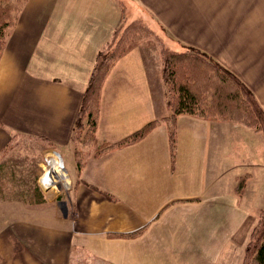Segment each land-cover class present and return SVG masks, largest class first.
I'll list each match as a JSON object with an SVG mask.
<instances>
[{
  "label": "crops",
  "instance_id": "1",
  "mask_svg": "<svg viewBox=\"0 0 264 264\" xmlns=\"http://www.w3.org/2000/svg\"><path fill=\"white\" fill-rule=\"evenodd\" d=\"M138 20L160 27L173 49H197L234 73L264 111V0H27L0 60V165L6 147L28 141L41 173L52 160V184L39 178V202L0 203L12 216L0 222V264H242L264 172L245 203L234 184L253 174L232 172L251 165L230 157L248 148L264 171L262 131L181 114L174 157L159 121L141 141L88 152L78 167L76 121L96 56ZM146 57L136 46L110 69L98 141L170 115L161 62Z\"/></svg>",
  "mask_w": 264,
  "mask_h": 264
},
{
  "label": "trees",
  "instance_id": "2",
  "mask_svg": "<svg viewBox=\"0 0 264 264\" xmlns=\"http://www.w3.org/2000/svg\"><path fill=\"white\" fill-rule=\"evenodd\" d=\"M26 2L27 0H22L20 12ZM0 4L2 5L0 7L1 58L7 40L17 24L20 12L14 15L9 12V8L13 6L10 0H0ZM139 21L119 26L110 41L96 56L76 121L74 139L82 147V151L81 149L78 151L79 168L83 163L82 153L83 157L88 152L100 155L109 150L135 144L144 139L159 121H164L167 125L171 156L174 157L176 119L181 114H193L214 121H227L264 133V111L252 91L238 76L197 49L188 48L185 51H178L164 48L161 52L162 78L167 87L166 105L170 110V115L162 120L147 123L116 143L108 144L98 141L96 131L100 115L102 86L112 66L131 49L139 46L136 42L129 43L134 39L129 37L131 30L135 32ZM5 31L6 37L3 35L6 34ZM11 147L13 145L6 147L5 152H8ZM3 168L6 166L0 165V193L3 191V177L1 182ZM13 172L15 171L12 167L6 170V173L11 175ZM4 183L6 186L14 184L12 181H4ZM239 183L238 189L241 190L245 182L242 179ZM33 192H35L34 198L39 202L42 193L38 183L33 188ZM242 264H264V203L258 211V220L251 231Z\"/></svg>",
  "mask_w": 264,
  "mask_h": 264
},
{
  "label": "rangeland",
  "instance_id": "3",
  "mask_svg": "<svg viewBox=\"0 0 264 264\" xmlns=\"http://www.w3.org/2000/svg\"><path fill=\"white\" fill-rule=\"evenodd\" d=\"M10 3L13 4V6L9 8V12L10 13L12 12L13 15L18 14L20 12L22 0H10ZM1 6L2 5L0 4V7ZM6 31H8V29H6ZM132 32H133V29L131 30V35H129V37L134 38V39H132L131 42L129 41V43L136 42L139 46H141L149 62H154V60L156 63H158L159 60L161 62L162 49L165 48L169 50L170 49L174 50L173 48H176L177 46V45H174L169 40V38L166 37V35L162 32L160 27L154 24H150V23L147 24V23H144V21H139V24H137L135 27V32L133 33ZM3 35L4 37H6L7 33ZM135 38H138V39H135ZM253 142H254V139H250L248 143L249 145H251L253 144ZM15 143H12V144H15ZM29 145H32V144H29L28 141H25V140L22 142L18 141V144L9 148L7 155H5V158L10 157V159L6 161L4 160L5 162L2 164L6 166V168H3L4 171L2 169L3 175H1V182H2V177L4 178L3 183L4 181H9L11 178V181L14 184L12 186H6L4 183V186H5L4 188L3 183H2L3 191H1L2 193H0V203L13 202V201H24L25 203H27V201L28 202H32V201L38 202V200L34 198L35 192H33V188H35V185L37 183L39 185L38 180L42 176L43 171L41 173V169L38 168L37 166L38 158H36V156L34 155L33 148L30 147ZM83 155H81L82 158H83ZM230 158L235 160V165H238L241 163L242 164L249 163V165H251V166H246V168L241 167V169H238L237 167H235L232 172V175L245 176V179H246V177H248L246 173L253 174V179H248L250 181L247 180L246 185L243 187V189L246 190L244 202L252 203L261 185L262 173L264 171L262 168L252 165L254 161H253L252 154L248 148L235 152L234 155ZM7 163L11 164V167L14 169L15 173L16 172L18 173L17 179L15 176L11 177L12 175L10 173H6V170L8 169ZM9 170L11 171L10 168ZM239 184L240 183H238L237 181V183H235L234 186L237 187L239 186ZM242 196H243V192H242ZM256 215L258 217V214ZM10 217L12 218V216H10L9 211L2 213L0 214V222H2V219H3V221H7L9 223V221H11ZM11 232L12 230H8L6 233L7 236H4V238H7L9 236V233Z\"/></svg>",
  "mask_w": 264,
  "mask_h": 264
}]
</instances>
